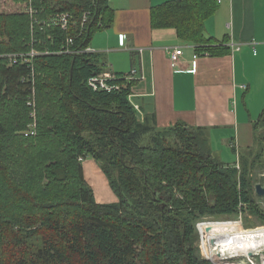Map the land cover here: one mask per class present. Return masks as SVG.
<instances>
[{"label":"trees","instance_id":"obj_1","mask_svg":"<svg viewBox=\"0 0 264 264\" xmlns=\"http://www.w3.org/2000/svg\"><path fill=\"white\" fill-rule=\"evenodd\" d=\"M12 1L0 8V54H39L0 57V264H213L198 245L200 221L236 216L241 203L264 220L247 154L240 170L214 154L204 128L141 120L125 73L108 80L117 88L91 85L105 68L86 49L112 23L109 0ZM218 5L170 0L153 8L152 25L212 54L215 45H201L218 42L205 25ZM61 12L67 29L52 20ZM88 156L118 201L96 200Z\"/></svg>","mask_w":264,"mask_h":264},{"label":"crops","instance_id":"obj_2","mask_svg":"<svg viewBox=\"0 0 264 264\" xmlns=\"http://www.w3.org/2000/svg\"><path fill=\"white\" fill-rule=\"evenodd\" d=\"M167 1L109 0L112 23L93 34L89 48L105 73H132L130 98L141 120L202 127L216 156L232 151L235 160L223 162L239 163L264 127H255L264 114V0H218L205 23L218 42L198 44L215 45L212 54L176 28L153 27V8Z\"/></svg>","mask_w":264,"mask_h":264},{"label":"rangeland","instance_id":"obj_3","mask_svg":"<svg viewBox=\"0 0 264 264\" xmlns=\"http://www.w3.org/2000/svg\"><path fill=\"white\" fill-rule=\"evenodd\" d=\"M9 7L8 9H14V2L12 0H0V8ZM264 126V125H263ZM255 136L257 137L256 145L252 148L251 151L243 152V154H247L250 160H253L254 167L251 170L252 182L255 184L256 177H254V172L256 170V166L258 165V160H264L263 149H264V127L263 129H259ZM218 149V148H217ZM261 156V158H257L256 154ZM221 154V153H220ZM223 160L225 162L235 160V154L228 150L223 153ZM227 160V161H226ZM84 173L86 181L89 186L92 188L95 198L100 203H111L118 201L117 194L112 189L110 182L105 174V172L100 167V163L97 162L92 156H88L83 161ZM238 168H240V164H237ZM243 169V168H242ZM264 208V200L259 203ZM241 223H239V221ZM243 226V227H242ZM218 230H225L229 232L224 233H213ZM233 230V231H231ZM197 231L199 232L200 241L199 246L201 248L202 255L205 256V250H208L209 258L211 257L212 245L215 241L225 240L222 238L228 237H242L244 241L247 243H258L260 246H264V220L254 212L249 209V206L244 208L243 214H240L233 217H210L200 221L197 224ZM213 233L207 237L208 234ZM212 257L213 251H212ZM237 260H243L244 264H264V252L261 254L250 255L248 258L245 257H237ZM208 259V258H207ZM211 259V258H210ZM209 260V259H208ZM211 261V260H210ZM235 264H239L238 261L234 262Z\"/></svg>","mask_w":264,"mask_h":264},{"label":"built area","instance_id":"obj_4","mask_svg":"<svg viewBox=\"0 0 264 264\" xmlns=\"http://www.w3.org/2000/svg\"><path fill=\"white\" fill-rule=\"evenodd\" d=\"M219 1H221V0H219ZM30 11L33 14L35 10L30 7ZM70 18H71L70 13L61 12V13L57 14L56 16H54V18L52 20L55 21L56 23L60 24L63 29H67L69 24H70ZM88 18H89L88 13L84 14L82 24H85L86 21H88ZM86 51L93 52L92 49L89 47L86 49ZM181 53H182L181 48L175 49L172 51V57L174 59H176L178 57V55H180ZM37 54H39L37 51L32 50L31 52H28V53L0 54V57L7 56L9 58L8 61H10V64H14V63H18V62H21V63L29 62L31 60L30 57L35 56ZM134 73H135V71H133V74ZM124 76L128 80L132 77V73H125ZM114 78H115V75L113 73H109V72L105 73L104 72V73H101L100 75L92 78L90 80V83L95 88H102V89L111 90L114 87H116V88L118 87V86H112L108 82L109 79H114ZM35 125H36L35 123L32 124V127L34 128ZM33 128L30 130V132H27L26 135H29V133L35 134V130ZM245 207H247V203H241L240 204V214L241 215L243 214Z\"/></svg>","mask_w":264,"mask_h":264},{"label":"bare ground","instance_id":"obj_5","mask_svg":"<svg viewBox=\"0 0 264 264\" xmlns=\"http://www.w3.org/2000/svg\"><path fill=\"white\" fill-rule=\"evenodd\" d=\"M211 248L214 259L212 251L210 258L214 264H235V261H238L239 264H244V261L237 260V257L248 258L250 255L264 252V246H260L258 243H247L242 237H231L215 241Z\"/></svg>","mask_w":264,"mask_h":264},{"label":"flooded vegetation","instance_id":"obj_6","mask_svg":"<svg viewBox=\"0 0 264 264\" xmlns=\"http://www.w3.org/2000/svg\"><path fill=\"white\" fill-rule=\"evenodd\" d=\"M262 152L264 153V149ZM256 157L261 158V156L258 155V153L256 154ZM262 157L264 158V154ZM253 175L258 179L253 185V199L255 200L256 204H258L259 207L264 211V208L259 204L260 201L264 200V195H259L256 190V185L259 183L262 184V186L264 187V160H258V165L256 166V170Z\"/></svg>","mask_w":264,"mask_h":264},{"label":"water","instance_id":"obj_7","mask_svg":"<svg viewBox=\"0 0 264 264\" xmlns=\"http://www.w3.org/2000/svg\"><path fill=\"white\" fill-rule=\"evenodd\" d=\"M256 190H257V193L259 194V195H264V187L262 186V184H257L256 185ZM252 254V253H251ZM209 259V258H208ZM209 260H211V259H209ZM211 262L213 263V261L211 260ZM214 264V263H213Z\"/></svg>","mask_w":264,"mask_h":264}]
</instances>
